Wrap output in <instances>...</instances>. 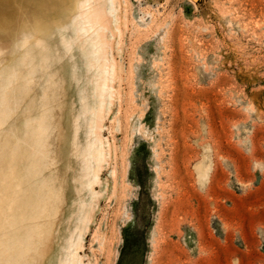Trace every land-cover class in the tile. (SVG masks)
Returning <instances> with one entry per match:
<instances>
[{
	"label": "rangeland",
	"instance_id": "1",
	"mask_svg": "<svg viewBox=\"0 0 264 264\" xmlns=\"http://www.w3.org/2000/svg\"><path fill=\"white\" fill-rule=\"evenodd\" d=\"M69 1L0 0V176L14 111L22 117L28 102L38 111L47 83L35 76L13 107L11 74L30 24L56 54L45 77L65 64L84 86ZM90 2L82 21L116 69L102 111L106 160L92 189H79L71 169L61 176L52 113L37 176L56 190V209L47 237L40 210L15 233L12 264H57L69 237L74 264H264V0ZM67 82L77 114L81 88ZM199 162L207 176L197 175Z\"/></svg>",
	"mask_w": 264,
	"mask_h": 264
},
{
	"label": "bare ground",
	"instance_id": "2",
	"mask_svg": "<svg viewBox=\"0 0 264 264\" xmlns=\"http://www.w3.org/2000/svg\"><path fill=\"white\" fill-rule=\"evenodd\" d=\"M67 1L63 0V4L69 9L70 3ZM76 5L78 14L73 25L77 30L76 36L80 39L79 52L84 60V70L80 72V79L84 84L82 88L79 87L74 68L71 67L69 73L65 64H59L48 78L45 77L44 70L53 64L56 54L50 49V37L41 31L39 24L36 25L37 28L30 24L20 42V53L11 74L13 107H17L18 96L28 95L35 76L41 74L40 77H44L42 82L47 83L39 90L38 111L33 110L28 102L22 117L16 115V110L13 114V139L10 152L5 154L9 163L5 174L0 176V230L6 232V239L0 237V264L4 261L9 264L14 262L16 249H13V237L19 229L24 232L31 228L39 210L40 213L45 212L46 226L43 232L47 237L57 204L56 190L49 189L48 180L40 178L37 173L47 154V121L51 119L52 113L56 114L58 121L61 176L71 169L72 176H77L79 189H92L98 181L99 167L106 160L108 150L101 135L102 111L105 101L111 98V78L116 69L107 68L104 43L94 41L93 27L82 21L83 14H89L90 0H76ZM68 78H73L76 87L81 88L77 95L80 105L77 114L67 100ZM78 116L82 117V124L78 123ZM79 127L82 128L81 139L76 134ZM195 169L199 177L207 176L203 163L199 162ZM114 171L112 168L113 176ZM82 206L81 203V208ZM77 248L78 245L69 237L63 246L64 256L61 254L57 264H74L77 260ZM4 251H7V256ZM48 260V264H53L52 258Z\"/></svg>",
	"mask_w": 264,
	"mask_h": 264
}]
</instances>
